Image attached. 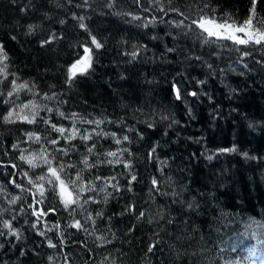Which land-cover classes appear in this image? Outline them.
Instances as JSON below:
<instances>
[{
    "label": "trees",
    "instance_id": "trees-1",
    "mask_svg": "<svg viewBox=\"0 0 264 264\" xmlns=\"http://www.w3.org/2000/svg\"><path fill=\"white\" fill-rule=\"evenodd\" d=\"M250 7L249 0H0L8 57L7 78L0 75V264H252L264 256V45L226 38H246L235 29ZM257 14L264 17V0ZM201 16L213 21L206 27H231H209L220 35L208 36L193 23ZM86 48L91 66L72 72ZM12 80L28 88L8 96ZM30 103L38 108L33 123L23 119L32 118ZM9 112L11 122L3 119ZM52 124L66 135L75 125L79 134L65 140ZM22 155L40 157L38 166ZM85 157L95 166L85 168ZM43 158L73 165L62 178L80 172L79 204L65 209ZM77 220L80 229L70 226Z\"/></svg>",
    "mask_w": 264,
    "mask_h": 264
},
{
    "label": "snow or ice",
    "instance_id": "snow-or-ice-1",
    "mask_svg": "<svg viewBox=\"0 0 264 264\" xmlns=\"http://www.w3.org/2000/svg\"><path fill=\"white\" fill-rule=\"evenodd\" d=\"M135 2L137 4L141 3V0H135ZM149 3H155L157 5H159L161 3V0H149ZM168 3L171 4L172 0H168ZM249 3L251 5L250 7V13L251 15L249 17H246L243 21V24L241 26H239L238 28L235 29V31L238 32H244L246 38L245 39H240L239 37L235 36V35H229L226 38L228 39H233L234 41H236L237 43L240 44H248V43H254L256 45H264V17H258L257 14V3L258 0H249ZM204 7H209L208 4H205ZM169 11H174V12H178L180 15H183V12H180V10L178 8L172 7L168 9ZM144 11H148L147 8L144 9ZM160 11H165V9L163 7L160 8ZM212 12H215V8L211 9ZM256 19V23L253 24V19ZM81 19H83L81 17ZM134 19H139V17H134ZM227 19H231V17H227ZM194 24H197L198 27H200L204 32H207L208 36H219L220 33L211 30L209 27H206V24H211L213 23L212 20L208 19L207 16H201L200 21H193ZM180 24H183V21H180L177 26H180ZM80 27H85L83 24L80 25ZM216 27L218 28H224V27H231V25H228L227 23H222L219 25H216ZM33 28L32 25H29V30L31 31ZM13 39H15V37H13ZM44 43H48V41H45ZM91 43L95 45V47L97 49L102 47V44L100 42H98L96 40L95 37L91 38ZM89 49H85V52H88ZM131 55L133 57H135L137 55L136 52H132ZM7 54L4 51V47L2 44H0V64H3V61L7 60ZM90 59V58H89ZM79 63V62H78ZM90 63L87 64L84 68L80 69L81 72H86L88 70V67H90ZM72 68H76V65H72ZM6 69H7V65L3 64V67H0V75H4L5 79L7 78V74H6ZM73 75H75V73H73ZM69 79H71V76L69 77ZM12 88L11 90L7 93L8 96H12L15 92H18L21 89H26L28 88V84L27 83H22V84H17L15 80H12L11 82ZM31 90V89H29ZM0 95H4V93L0 92ZM191 95L195 96L196 93H191ZM176 97L177 99H180V93L179 90L176 91ZM49 99L51 97H48ZM8 101L6 100L5 103H7ZM25 107H30L33 109V115L32 118H29L27 116L23 117L24 120H27L28 123H33L35 122V116L38 115V108L34 103H30L29 105H25ZM47 111H52L51 109H47ZM13 113L9 112L3 119L6 121L11 122V117H12ZM61 116H64L65 114L63 112L60 113ZM75 113L71 114V118L75 119L76 118ZM20 118V117H18ZM86 123H95L97 126H99L101 123H103L102 120H89V121H85ZM44 123H50L49 121H44ZM151 126V125H150ZM51 127L53 128L54 131L60 133V135L65 139V140H71L74 139L78 134H79V129L75 128V125H73V131L66 135V129H64L63 127H57L55 124H52ZM102 135H111L113 137H115V133H101ZM28 138L29 139H35L37 142H39L40 137L39 136H35L34 133L29 132L27 133ZM80 138L82 140H88L91 138L90 135H80ZM124 140H127L128 137L125 136L123 138ZM48 143L51 144H56L58 143L57 140L53 139L50 141H47ZM121 141L119 139L115 140V143L119 144ZM15 147V146H14ZM95 147V145L93 144L92 147L88 148V153L92 154L93 153V148ZM235 149H230V151H234ZM59 151H61L64 155L68 154V150L67 149H59ZM124 151H127L126 149ZM155 151V149H153V152ZM107 156L110 157H116L117 153L116 152H108L106 153ZM122 155V153H121ZM244 155H247L246 153ZM20 159L24 160L26 163H28L31 167H37L38 165L36 163H34L35 160L40 159V157H36V156H21ZM85 168H91L94 167L95 165L93 164H89V161L87 159V157H85L82 161H81ZM109 164L113 163L114 161L112 160H108L107 161ZM116 163H120L121 161L119 159L115 160ZM43 164L47 166V171L50 174V177L54 178V179H48V183L52 184V191H56L57 187L60 188V195L62 198V202L64 203V207L67 210L69 208L70 205L72 204H79V194L84 192L86 190L85 186L83 184H79L78 185V181L82 180V177L80 175V172H77L76 174V179L73 180L71 179L70 176H66L65 178H62L61 174L65 173L66 167L70 168L73 167V165L68 164L65 165L64 163H58L57 167H53L52 166V159H48V158H43ZM129 165L127 163H125V167H128ZM15 167V165H14ZM25 175L27 176V173H25ZM38 180H45L46 177L44 175H41L39 177H37ZM96 179H101L100 177H96ZM110 179L114 180L115 177H111ZM136 179L135 176L131 177V180L129 181V183H131V181H134ZM65 180H67V183L70 184L73 188L74 191H76V199H65V192L67 191L66 185H65ZM29 183H32V181L30 180ZM153 185L155 186L157 181L155 179H153L152 181ZM17 187H20L19 184L16 185ZM38 189L40 191V195L41 197H43L44 195V186L43 184L38 185ZM87 190L89 191H94L95 190V186L94 185H90L88 186ZM103 190V189H101ZM130 190V189H129ZM69 196H71V193H68ZM18 199V198H17ZM88 199L91 198H87L85 200V203L88 202ZM13 203H15V199L12 201ZM37 203H42V201H37ZM131 210V209H129ZM49 211H54V209H49ZM36 214V213H34ZM39 215H47V212H43L41 210V212L39 213ZM97 215H100V213H97ZM140 217L144 216V213L141 212L139 214ZM139 218V217H138ZM4 226L6 228H11V225L8 221L4 222ZM71 227H75L77 229L82 228V225L80 224V222L77 220L73 225H70ZM33 227H35V224H33ZM13 234L15 235V231H13ZM43 234V233H41ZM17 238H19L17 236ZM102 239V238H101ZM49 246L50 247H55L56 245L52 244L51 241H49ZM154 246H150L149 247V251H152V248Z\"/></svg>",
    "mask_w": 264,
    "mask_h": 264
},
{
    "label": "rangeland",
    "instance_id": "rangeland-1",
    "mask_svg": "<svg viewBox=\"0 0 264 264\" xmlns=\"http://www.w3.org/2000/svg\"><path fill=\"white\" fill-rule=\"evenodd\" d=\"M210 28L213 29V27L209 26ZM234 33L231 32V35H233ZM90 58V54L89 52H85L83 54V56L77 61L75 62L76 68H72L71 67V71L72 72H76V71H80V69L84 68L88 63H89V59ZM79 62V63H78ZM59 193H60V188H59ZM68 190L65 192V199H71V196L68 195ZM252 264H264V256H254V262Z\"/></svg>",
    "mask_w": 264,
    "mask_h": 264
},
{
    "label": "water",
    "instance_id": "water-1",
    "mask_svg": "<svg viewBox=\"0 0 264 264\" xmlns=\"http://www.w3.org/2000/svg\"><path fill=\"white\" fill-rule=\"evenodd\" d=\"M213 28H214V29H218V27H216V26L213 27ZM176 91H177V88L175 87V93H176Z\"/></svg>",
    "mask_w": 264,
    "mask_h": 264
},
{
    "label": "bare ground",
    "instance_id": "bare-ground-1",
    "mask_svg": "<svg viewBox=\"0 0 264 264\" xmlns=\"http://www.w3.org/2000/svg\"><path fill=\"white\" fill-rule=\"evenodd\" d=\"M176 87V86H175ZM175 87L173 88V90H174V94H175V97H176V93H175ZM177 88V87H176ZM178 90V89H177ZM177 98V97H176Z\"/></svg>",
    "mask_w": 264,
    "mask_h": 264
}]
</instances>
